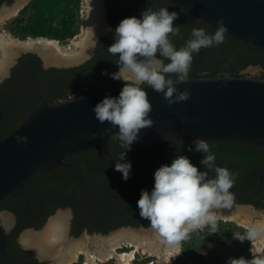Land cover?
<instances>
[{
  "label": "trees",
  "instance_id": "trees-1",
  "mask_svg": "<svg viewBox=\"0 0 264 264\" xmlns=\"http://www.w3.org/2000/svg\"><path fill=\"white\" fill-rule=\"evenodd\" d=\"M80 0H30L19 16L7 23L8 31L21 39L26 37H45L63 41L72 38L78 31L77 10ZM11 3V0H7ZM168 8L178 13V18L173 25H180V34L171 37L173 44L179 48L187 39H190V32L193 27H203L206 32L214 33L215 30L202 23H199L180 10L160 1L146 0L145 9L158 10ZM108 11L107 20L110 26L106 37L101 38L95 55L83 64L71 68L42 70L40 60L33 54L23 55L19 64L27 66L28 71L22 75L12 77L5 85L0 86V137L11 132L16 124L33 108L40 100L37 95L42 91L46 103H58L72 96H83L105 90L119 88L125 82L113 81L109 76L102 75V72L114 73L119 68V54L111 55L107 48L114 43V30L120 21L127 17H136L137 0H106ZM144 9V10H145ZM105 40V43H102ZM168 61L165 60V63ZM248 66H259L262 70L253 78L264 80V51L255 49L238 40L231 39L224 35L223 42L209 48H202L199 54L193 55V61L189 68V76L193 77H216L233 76L247 77L243 74ZM168 78L175 80L176 74H167ZM25 79L32 81L31 90ZM16 82V83H15ZM128 83V82H126ZM7 84V86H6ZM211 150L216 154L215 164L227 167L235 172L236 180L230 189L231 199L223 202L251 205L254 209H264V178L260 189L253 194L257 187V179L260 171L264 168V149L254 148L244 142L207 140ZM193 141H165L151 144L132 143L130 149L114 135L109 139V149L119 165L121 162H131L130 176L127 180L119 177L125 199L119 198L115 187L114 179L106 159L99 152H86L68 158L66 162L75 163L85 169L87 173L90 190L78 186L75 181L64 183L61 187L71 193L70 201L59 203L55 206L64 208L71 206L75 218L87 213L91 215L90 223L83 222L81 227L74 230L77 237L86 227L89 233H100L105 235L121 227H146L149 221L139 215L137 200L140 198L142 189L151 191L154 186V172L161 165L171 164L177 155L187 156L191 163L200 171H207L209 177L215 176V171L200 164L203 153L188 151V146ZM124 157V158H123ZM123 160V161H122ZM35 177L28 180L24 187L29 189L35 196L33 202L28 200L22 190L13 192L0 204L2 208L12 210L17 218L18 224L16 233L26 227L39 229L43 220L36 223H22V217L30 218L36 216L40 209L41 198H58V194L52 187L43 189L35 183ZM39 188V191L37 189ZM46 190V192H45ZM24 196V197H23ZM24 198V199H23ZM39 200V201H38ZM20 201L18 207L15 202ZM22 201V202H21ZM54 211L52 209L50 214ZM24 221V219H23ZM217 225L231 229L232 231L245 229L233 223L216 221ZM212 223L208 222L207 227ZM226 233L217 235L216 240L225 242ZM8 256L6 264H34L26 254L18 250L13 235L7 238ZM247 239L244 240L245 250ZM149 257H146L147 259ZM132 264H144V261H135Z\"/></svg>",
  "mask_w": 264,
  "mask_h": 264
},
{
  "label": "water",
  "instance_id": "water-1",
  "mask_svg": "<svg viewBox=\"0 0 264 264\" xmlns=\"http://www.w3.org/2000/svg\"><path fill=\"white\" fill-rule=\"evenodd\" d=\"M188 15L193 20L216 30L217 21L222 20L227 28L224 34L255 49L264 51V0H160ZM146 0H137L136 17L145 9ZM103 15V11L101 10ZM103 31L105 26L103 25ZM89 36L87 54L91 51L99 31ZM47 39V38H46ZM17 50L7 62L2 76L14 63L19 53ZM42 62V66L70 67L84 61L86 56L76 61H58L46 63V53L32 49ZM19 52V53H17ZM259 67V66H258ZM124 86V85H123ZM98 93L72 96L58 103L48 104L41 95L40 103L29 111L4 137H0V204L13 192L22 190L24 184L41 174L60 166H69L68 158L86 152H99L106 159L113 175L119 198L125 199L122 192L119 171L109 149V139L119 135L118 128L109 122L101 124L92 112V108L106 96H118L122 87ZM143 86V85H142ZM151 112L152 126L137 133L133 143L151 144L165 141L205 140L239 141L254 148L264 149V80L253 77H193L189 81L175 84L179 91L187 90V101L169 104L162 93L144 86ZM175 95V94H174ZM174 99V97H173ZM105 129H111L103 135ZM27 137L26 142L18 137ZM102 137V138H101ZM264 178V168L257 179V187L248 192L256 193ZM223 206L255 210L251 205L226 203ZM57 212L66 214L67 211ZM0 213V264H6L8 241L6 225ZM215 221L233 223L222 218ZM210 222H213L212 220ZM151 230L146 227H121L119 229ZM66 237L77 239L68 234V219L65 223ZM114 230V231H116ZM24 232L36 233L33 229ZM113 232V231H111ZM109 232V233H111ZM82 236L89 234L83 232ZM80 235V236H81ZM103 237L101 234H91Z\"/></svg>",
  "mask_w": 264,
  "mask_h": 264
},
{
  "label": "clouds",
  "instance_id": "clouds-1",
  "mask_svg": "<svg viewBox=\"0 0 264 264\" xmlns=\"http://www.w3.org/2000/svg\"><path fill=\"white\" fill-rule=\"evenodd\" d=\"M177 18L178 13L168 8H146L139 18L122 19L114 30V43L107 50L111 55L119 54V70L102 72V75L132 82H125L118 96H106L92 112L101 124L107 121L113 128H118L119 139L126 149H130L140 129L153 124L149 118L151 104L144 86L162 93L169 104L187 101L190 93L179 91L175 84L189 81L193 55L199 54L202 48L222 43L227 32L222 20L217 21L218 27L211 34L203 27H193L191 38L177 48L171 40L180 34L181 26L173 25ZM169 73L176 74L175 80L168 78ZM110 131L105 129L102 136ZM26 140L27 137H18V141ZM193 150L203 153L200 164L214 170V177H209L205 170H198L187 156L177 155L170 165H161L155 170L153 188L151 191L142 189L137 200L139 215L149 221L155 234L177 245L187 239L191 231L210 222L215 216L214 209L231 199L230 189L237 175L227 167L215 164L216 154L207 140L195 139L188 146V151ZM116 169L127 180L131 162L116 164ZM236 238L241 242L245 240L240 236ZM251 251V260L229 258L226 264H264V256L255 254L253 248Z\"/></svg>",
  "mask_w": 264,
  "mask_h": 264
},
{
  "label": "bare ground",
  "instance_id": "bare-ground-1",
  "mask_svg": "<svg viewBox=\"0 0 264 264\" xmlns=\"http://www.w3.org/2000/svg\"><path fill=\"white\" fill-rule=\"evenodd\" d=\"M97 2V0H83L81 32L64 42L45 37L20 40L6 30L0 29V75L4 73L8 60L18 49L44 51L46 63H56L60 60L73 62L81 58L87 49L89 36L100 25L101 11ZM21 7V3L17 2L11 8H3L0 12V24L15 17ZM214 212L213 222L216 218H222L225 221H233L247 230L250 236V252L252 248L255 254L264 252L263 216L258 218L255 213L246 208L231 206L216 208ZM59 213L50 219L40 234L26 232L20 237L24 245L32 244L36 253L51 256L54 259L53 264H76L78 262L109 264L111 261L113 264H131L137 254L153 257L152 264H172V261L181 255L180 242L177 245L164 240L152 229L136 231L125 228L114 231L106 237L83 236L69 240L65 229L67 215ZM1 218L6 225L10 222L6 215L2 214Z\"/></svg>",
  "mask_w": 264,
  "mask_h": 264
},
{
  "label": "flooded vegetation",
  "instance_id": "flooded-vegetation-1",
  "mask_svg": "<svg viewBox=\"0 0 264 264\" xmlns=\"http://www.w3.org/2000/svg\"><path fill=\"white\" fill-rule=\"evenodd\" d=\"M12 1L13 0H11V2ZM29 1L30 0H28V2ZM80 2H83V1L80 0L79 4H80ZM10 4L11 3H7V0H0V7L2 5H4L6 7ZM79 8H80V5H79L78 10H77L78 20H79ZM101 8L103 11V24L105 26V30L104 31L102 30L103 32L99 31L98 36L96 37L95 43H94L91 51L88 54H87V49H86V51L83 55V56H86V58L84 59V61L82 63H80L78 65L70 66V67L49 66V67L44 68L42 66V62L39 59L38 55L35 52L31 51L32 49H28L27 51L21 52L18 54V56H16V58L14 59V63L8 68L7 74L4 75V77L0 80V86L2 84L5 85V82L9 81L12 77L17 76V75L18 76L22 75L24 72L28 71L27 66L19 64V60L23 55H28V54L35 55L41 62L40 68L42 70H48L50 68H55V69L71 68V67L79 66V65L83 64L84 62L93 58L95 55V49H96L97 45L99 43H101L100 39L103 37H106L108 35L109 29H110V26H109V23L107 20L108 11L106 8V0H101ZM19 14H20V11H18V14L16 16H18ZM15 17H13L12 19H14ZM3 24L4 25L6 24L5 21L3 22ZM82 27H83V24H82ZM97 30H101V25H99L97 27ZM66 40H68V39H66ZM64 41L65 40H63V42ZM105 42L106 41L103 40L102 43H105ZM20 50H23V49H20ZM118 70H119V68L117 69V71ZM25 80L27 82L28 89L31 90V88L33 86L32 81H28V79H25ZM113 81L122 82L120 80H114V79H113ZM6 86H7V84H6ZM38 95H41L43 97L42 91H40L38 93ZM38 95H37V97H38ZM43 99H44V97H43ZM66 163L69 164V166H60V167L54 168V169H52V170H50L44 174H41V175L35 177V181H36L35 183L37 184L38 187H40V189L43 188V189L47 190L46 187H52V189L56 190L59 197L52 199L51 197H48L45 194V197L41 198L40 209L38 210L36 216L30 217L29 219L25 218V216H24V217H22L21 222L22 223H26V222L36 223L40 220H43V224H42V226H43V225H45V222L50 217H52L58 210H61L63 212L67 211L66 215H67V219H68V234H69V236L75 237L74 236V230H76L77 227H81L83 222L90 223L92 218H91V215L88 213L86 215H81L80 217L75 218L74 210L70 205L65 206L64 208H61V207L55 208V206L59 203H64L66 201H70L71 193H68V191L66 189H63L61 187V185L63 186L64 183H67L70 181H75L78 183V185H77L78 189H79L78 186L80 185L81 187L82 186L85 187L87 190H90V185L88 182V178L85 176V173H87L85 169H87V168H84V167L82 168V167L78 166L77 164L71 163V162H66ZM112 177H113V175H112ZM46 190H45V192H46ZM22 191L24 192V195L26 196V198L28 200V204H31L33 202V199L35 198L34 194L29 189H26L25 187L22 189ZM37 191H39V188L37 189ZM19 203H20V201H16L14 204L16 207H18ZM52 209H54V211L50 214V211ZM0 211L6 212L11 216L10 227H9L10 229H9V231H6V237L9 238V236L12 237V235H13V239H14V242H15L18 250L24 252L26 254V256L28 257V259L31 260L34 264H48V262L54 261V259L51 256L45 255V253H42V254L36 253L32 248V246H33L32 244L24 245L19 238L21 233H23L25 229H33V230L38 232L42 226L39 229H34L33 227H26V228H23L22 230H20L18 233H16L15 229L17 228V224H18V218H17L16 214L12 210L5 209V208H2ZM23 219H24V221H23ZM83 232H85L89 235L100 234V233H95V232L89 233L88 229L86 227H84V228H82V231L78 234V236L81 235Z\"/></svg>",
  "mask_w": 264,
  "mask_h": 264
},
{
  "label": "rangeland",
  "instance_id": "rangeland-1",
  "mask_svg": "<svg viewBox=\"0 0 264 264\" xmlns=\"http://www.w3.org/2000/svg\"><path fill=\"white\" fill-rule=\"evenodd\" d=\"M97 1H98L97 5L101 11L102 10L101 0H97ZM17 2H20L21 6H22L19 11H21L29 3L28 0H13L11 2V4L6 6V7L4 5H2L0 7V12L2 11L3 8L13 7ZM82 4H83V2H82ZM11 20H12V18L9 20H6L5 25L3 23H2L3 25L0 24V29L6 30L7 32H9L8 27H7V23ZM82 23H83V18H82V20H78L77 34H79L81 31ZM100 25H101V30H102L103 25H104L102 14H101V18H100ZM95 31H97V28H95V30L93 32H95ZM10 34H12V33H10ZM13 36L20 39V40H24V39H21L20 37H17L16 35H13ZM27 38H31V37H26L25 39H27ZM61 42H63V41H61ZM16 51L17 50H15V52ZM17 53H19V52H17ZM4 72H6V71H4ZM261 72H262V70L258 66H248L245 70H243L242 73L248 75L249 77H255ZM3 77L4 76H2V78ZM120 81L124 82L123 80H120ZM125 82L131 83L132 81L128 80ZM2 212L3 211H0V213H2ZM251 212L255 213V216L258 218H260L262 216L264 217V209L263 210H261V209L256 210L255 209V210H252ZM58 213L59 212H56L52 217H50L45 222V225H43L41 227V229L38 232H36V235L40 234L42 232V230L44 229V227H46V225L48 224L50 219L57 216ZM9 219H10V217H9ZM215 222L216 221L210 222L212 224L207 226V227L203 226L202 228H198V229L191 231L189 233V236L187 239L180 241V243H181V255L178 256L177 258H175L172 261V264H226V262L229 260V258H233V259L244 258L245 260H251L253 258V253L249 251L250 236H249L246 229L244 230V232H242L241 230L232 231L231 229H226L225 227L220 228L217 225V223H215ZM9 229L10 228H8L6 231H9ZM139 230H141V229H136V231H139ZM24 233H26V232L21 233L20 237ZM113 233H114V231H113ZM223 233H226L225 242L221 243L220 241L216 240V236L218 234L223 235ZM110 234H112V232L105 234L103 237L109 236ZM88 236L92 237L93 235H88ZM237 236L244 237L247 239V245H245L246 246L245 250H241L242 246H244V241L241 242L239 239L236 238ZM81 237H83V236L79 235L78 238H81ZM257 255L264 256V252H262L261 254H257ZM146 257L147 256H141V255L137 254L135 256V259L131 262V264L135 261H144V264H152L154 258L149 257V258L145 259ZM80 261H81V259H80ZM48 264H53V262H48ZM76 264H81V263L78 262ZM109 264H113V261L109 262Z\"/></svg>",
  "mask_w": 264,
  "mask_h": 264
},
{
  "label": "built area",
  "instance_id": "built-area-1",
  "mask_svg": "<svg viewBox=\"0 0 264 264\" xmlns=\"http://www.w3.org/2000/svg\"><path fill=\"white\" fill-rule=\"evenodd\" d=\"M80 8H79V20H82L83 18V8H82V2H80Z\"/></svg>",
  "mask_w": 264,
  "mask_h": 264
}]
</instances>
